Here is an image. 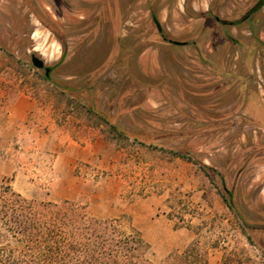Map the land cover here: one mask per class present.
<instances>
[{
  "label": "rangeland",
  "instance_id": "obj_1",
  "mask_svg": "<svg viewBox=\"0 0 264 264\" xmlns=\"http://www.w3.org/2000/svg\"><path fill=\"white\" fill-rule=\"evenodd\" d=\"M111 1L0 0V185L27 200H69L91 217L120 220L140 233L153 264L196 238L175 223L200 227L207 264H264V230L256 229L264 228V45L246 65L248 51L228 44L212 19L188 16V2L203 15L213 0H116L115 12ZM246 1L214 4L215 13L231 20ZM150 8L170 40L197 36V48L171 50L149 21ZM228 31L245 44L255 36L245 24ZM255 33L264 42V6ZM31 55L53 67L50 80ZM196 55L230 76H217L208 62L191 64L194 70L176 64ZM83 84L119 127L153 133L154 143L216 169L234 189L241 217L224 204L219 179L192 162L146 150L137 152L138 164L126 162L134 149L72 99L80 90L63 88ZM18 99L35 104L27 121L14 120ZM125 181L144 187V195L124 197ZM178 201L191 204L184 210ZM169 207L183 223L168 219Z\"/></svg>",
  "mask_w": 264,
  "mask_h": 264
},
{
  "label": "trees",
  "instance_id": "obj_2",
  "mask_svg": "<svg viewBox=\"0 0 264 264\" xmlns=\"http://www.w3.org/2000/svg\"><path fill=\"white\" fill-rule=\"evenodd\" d=\"M154 1L156 0H152L149 4ZM228 1L213 0L209 5L208 12L203 15L192 11L189 2L185 5V9L194 22L198 18L212 19L215 25L220 26L221 30L223 29V36L228 44H239L245 48L248 51L247 65L251 62L257 47L264 45V42L260 41L255 33L257 24L262 18L264 0H247L245 6L235 12L231 20L227 19L232 22L233 26L247 25L248 30L254 33L255 36L248 44L239 41L238 38L233 37L229 33L228 28H230V25H226L220 20H215L217 15L214 4L218 5V7H223ZM149 12V21L154 24L153 19L157 20V13L152 8L149 9ZM191 26H194V24H189L188 28H191ZM158 36L162 42L168 44L171 50H177L186 45L197 48V36H187L178 40L185 42L183 45L170 43L167 33L158 34ZM63 58L64 53L56 65ZM199 62H208V66L216 68V71L218 69L217 76H220V74L230 76L229 73L224 71L223 73L220 66H213L211 62L201 55H196L192 59L188 58L187 63L183 59H178L176 64L179 68L194 70L199 66ZM194 63H196V68L191 66ZM130 65L129 68H131ZM49 68L48 75L45 76L44 74L46 80H50L49 74L53 67ZM132 69L137 70L138 65H132ZM177 79L180 86L183 87L182 91L179 90V94L185 95L186 92H189V89H186L184 77L178 76ZM63 88L70 93L80 90V95H73L72 99L77 103L84 101L81 106L85 108L88 114L106 125L108 132L115 140L125 142L126 146L134 149V153L129 154L128 152L126 154L124 159L126 162L131 161L134 164H138L139 156L137 152L139 150L163 152L172 158L192 162L202 172L206 174L211 172L213 176L219 179L223 188L221 197L224 204L228 210L240 216L234 201V189L225 188L224 178L216 169L202 163L191 152L170 147L166 148L154 143L155 134L153 133L141 129L119 127L115 120L101 109L96 95H88L89 90H91L88 84H83L76 89L71 85H64ZM120 148L126 149L127 147L121 146ZM143 188L134 181H125L121 193L124 194V197H128L127 199H131L132 197L144 195ZM178 194L179 197L181 193ZM169 196H173V193L170 192ZM178 203L181 202L178 201ZM188 204L191 203L186 205L181 203L180 205L185 210ZM169 208L168 219L173 220L175 218L178 222L183 223V215L176 217L177 215L172 213L173 209ZM242 221L247 226L248 223L243 218ZM181 227L192 230L196 234V238L182 252L170 254L158 264H207L208 247L203 245L197 237L200 227L192 228L190 224H174V228ZM256 229L264 230L261 227H256ZM246 238L252 244L251 239L248 236ZM215 246V244L212 245V247ZM145 253L146 243L140 233L131 227H126L118 219H97L91 217L86 212L84 205L69 200L54 202L27 200L9 185H0V264H153L146 258ZM222 263L239 264V262L225 260Z\"/></svg>",
  "mask_w": 264,
  "mask_h": 264
},
{
  "label": "crops",
  "instance_id": "obj_3",
  "mask_svg": "<svg viewBox=\"0 0 264 264\" xmlns=\"http://www.w3.org/2000/svg\"><path fill=\"white\" fill-rule=\"evenodd\" d=\"M210 2V1H209ZM190 8L192 2L190 1ZM210 5V4H209ZM158 52V51H157ZM35 104L28 99H18L12 105V112L15 121H27L34 111Z\"/></svg>",
  "mask_w": 264,
  "mask_h": 264
},
{
  "label": "water",
  "instance_id": "obj_4",
  "mask_svg": "<svg viewBox=\"0 0 264 264\" xmlns=\"http://www.w3.org/2000/svg\"><path fill=\"white\" fill-rule=\"evenodd\" d=\"M154 24H155L156 28L158 29V31H160L161 28H160V25H159V23H158V21L156 19L154 20ZM170 43L175 44V45H183V44H185L183 42L172 41V40H170ZM30 61H31V64H32L33 67H35L37 69H43L45 76L48 75V73L50 71V68L45 66L44 62L40 58H38L35 55H31Z\"/></svg>",
  "mask_w": 264,
  "mask_h": 264
},
{
  "label": "flooded vegetation",
  "instance_id": "obj_5",
  "mask_svg": "<svg viewBox=\"0 0 264 264\" xmlns=\"http://www.w3.org/2000/svg\"><path fill=\"white\" fill-rule=\"evenodd\" d=\"M111 5H112V7H113V9H114V12H115V10H116V0H112L111 2H109ZM232 19V18H231ZM154 20L155 19H153V22H154ZM215 20H220V21H222V23H224V24H226V25H230V27L231 26H233L232 25V22L231 21H228L227 19H220L219 17H215ZM155 25V24H154ZM156 27V26H155ZM161 28V27H160ZM156 30H157V33L158 34H162L163 33V30H162V28H161V30L160 31H158V29L156 28ZM183 43H185V42H183Z\"/></svg>",
  "mask_w": 264,
  "mask_h": 264
}]
</instances>
